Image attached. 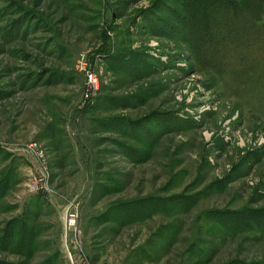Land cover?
I'll return each instance as SVG.
<instances>
[{"label":"rangeland","instance_id":"1","mask_svg":"<svg viewBox=\"0 0 264 264\" xmlns=\"http://www.w3.org/2000/svg\"><path fill=\"white\" fill-rule=\"evenodd\" d=\"M255 1L0 0V264H264Z\"/></svg>","mask_w":264,"mask_h":264},{"label":"trees","instance_id":"2","mask_svg":"<svg viewBox=\"0 0 264 264\" xmlns=\"http://www.w3.org/2000/svg\"><path fill=\"white\" fill-rule=\"evenodd\" d=\"M255 3H256V5H255V9H254V15L253 16L246 15L244 18H245V22L247 24L246 26L248 28V32H250V35L255 36L254 39H251L252 43H255L256 45H258V47L254 49V54H256V55L259 54V56L264 57V2L255 1ZM194 4L196 5L197 8L196 9L193 8L194 9V11L192 12L193 15H196L198 13L197 11L202 10V7H206L207 5L208 6L212 5V4L206 3L204 1L201 2L202 6L196 1H194ZM211 7H213V6H211ZM221 8H222V6H220V5L214 7L215 13H217L218 11H221L222 10ZM211 20L215 21V22L220 21L218 16H216V17L214 16L211 19H204L205 27L200 29V30H202L201 33H204L206 35H212V33L210 32V29L207 25L209 23V21H211ZM220 30H222V29H220ZM217 33L218 34L216 36L217 37L216 41L218 42V44L220 43V44H222V46L224 45L225 48H227V49L229 48V46L233 45V43L227 42V41L229 39H231L232 37H234L233 36L234 34H232L230 31H228L226 35H223V33H221L220 31H218ZM222 36H223V41H221ZM200 43L201 42L198 43V48H200L199 52H200L201 48H204V50L201 51L202 60L205 58L207 60H210L211 63L212 62L214 63V61H215L214 57L215 56L212 55L214 50L208 46V43L203 42L201 45H200ZM225 44H227V45H225ZM253 60H254V58L252 59V61ZM220 64L221 63H219L218 65H220Z\"/></svg>","mask_w":264,"mask_h":264},{"label":"built area","instance_id":"3","mask_svg":"<svg viewBox=\"0 0 264 264\" xmlns=\"http://www.w3.org/2000/svg\"><path fill=\"white\" fill-rule=\"evenodd\" d=\"M90 82H93V78H92V77L90 78ZM70 223H71V224L74 223V219L71 218V219H70Z\"/></svg>","mask_w":264,"mask_h":264}]
</instances>
